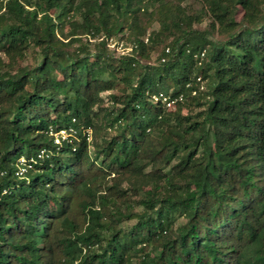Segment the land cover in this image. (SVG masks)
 Wrapping results in <instances>:
<instances>
[{"label": "trees", "instance_id": "1", "mask_svg": "<svg viewBox=\"0 0 264 264\" xmlns=\"http://www.w3.org/2000/svg\"><path fill=\"white\" fill-rule=\"evenodd\" d=\"M3 1L0 42L42 44V56L0 72V264H264V0H203L223 40L181 17L163 21L153 41L180 33L156 65L134 53L116 64L102 52L61 62L56 28L73 10L78 27L112 37L128 17L133 31L134 0ZM119 77L120 106L105 118L113 134L93 156L84 130L96 129V104ZM197 78L209 85L196 96ZM164 88L177 89L173 112L154 102ZM189 107H202L198 118L182 113ZM63 129L73 131L58 145L50 130ZM125 181L151 185L142 210L122 211ZM117 216L135 222L124 230Z\"/></svg>", "mask_w": 264, "mask_h": 264}, {"label": "rangeland", "instance_id": "2", "mask_svg": "<svg viewBox=\"0 0 264 264\" xmlns=\"http://www.w3.org/2000/svg\"><path fill=\"white\" fill-rule=\"evenodd\" d=\"M6 1L0 0V16L4 14ZM134 4L139 8L137 12L138 19L134 22V28L131 32L128 25L133 19L128 17L125 22L124 29L112 37H108L104 33L95 34L93 32L85 31L84 28L78 27L83 19L82 15L74 10L65 18L62 24H59L56 28L57 44L64 51L63 60L61 62L67 64L72 59L78 56L88 55L91 60L96 58L98 52H102L104 60L114 62L115 64L125 55H131L132 53L139 59V63L142 65H156L160 61L163 62L162 53L166 51L167 45L178 37L179 33H175V30L165 31L163 37L152 40V32H158L163 29L162 22L171 24L172 19L184 18L187 23L183 25L186 29H191L196 33H203L208 40H223L226 38V33L220 32L218 29V23L211 15L207 5L203 0H134ZM53 20L58 24V20L55 18L57 12L52 10ZM244 16V11L238 6L235 9V18L239 22ZM1 19V17H0ZM4 21V19H1ZM76 26V29H75ZM174 29V28H173ZM145 31V34H142ZM87 32V33H85ZM150 39H149V38ZM139 38L146 44L144 51L136 50V39ZM10 40L6 39L0 42V72L16 73L19 70L27 67H33L37 64L42 56V44H36L35 42L23 41L17 46H11ZM167 52V51H166ZM56 77L60 74L55 73ZM104 77L111 78L106 73ZM115 86L112 89L105 90L101 93L100 99L95 107L97 118H95L96 129H85L84 132L88 134V140L91 144V154L94 156V151L97 143H101L104 137H108L113 134V129H107L106 115L118 108L120 104L115 103V97L121 96L124 91V83L119 77ZM192 84L197 87V94L203 93L207 90L209 85L208 79L196 80L193 79ZM164 94L171 96L177 89L164 88ZM173 98L174 102L172 106H166L167 111L173 112L176 109L177 97ZM180 98V97H179ZM185 98V97H183ZM158 99L154 98V102ZM202 107L183 108L182 113L187 114L192 118H198L199 112ZM151 166L145 167V172H149ZM166 172H169V168H165ZM122 188L126 193L125 198L120 204L122 211L129 210L131 212H138L142 210L140 200L146 195V191L151 188L148 186L133 187L129 182H123ZM136 188V189H135ZM198 186L194 187L196 191ZM175 224L180 225L185 222V217L179 212L174 213ZM120 222V226L127 230L135 222L134 219H129L126 216H117ZM140 258L139 252L132 253L133 262H138Z\"/></svg>", "mask_w": 264, "mask_h": 264}, {"label": "built area", "instance_id": "3", "mask_svg": "<svg viewBox=\"0 0 264 264\" xmlns=\"http://www.w3.org/2000/svg\"><path fill=\"white\" fill-rule=\"evenodd\" d=\"M166 51L169 52V48H167ZM204 55H205V51L201 53V57H204ZM163 60H164V58H163ZM198 79L200 80V78H198ZM192 93L196 94L197 90H193ZM155 98H157V99L161 98L162 101L165 102L169 106H172V103L174 102V100L170 96H168V95H166L164 93H161L159 97H155ZM182 98H183V95L181 94L180 95V99H182ZM70 131H73V130L72 129H70V130L63 129V130H60V131L50 130V134L53 136L54 142L56 144H58V145H61L64 140L69 138ZM26 164H27V160L24 157H21L19 159L18 169H17V172H16V174L18 176L21 177V176H23L25 174L26 169H27V165Z\"/></svg>", "mask_w": 264, "mask_h": 264}]
</instances>
